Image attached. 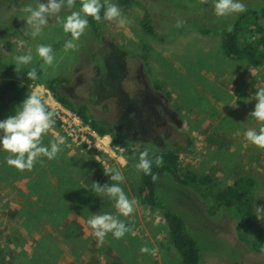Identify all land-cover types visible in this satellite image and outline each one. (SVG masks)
I'll use <instances>...</instances> for the list:
<instances>
[{
    "label": "rangeland",
    "instance_id": "rangeland-1",
    "mask_svg": "<svg viewBox=\"0 0 264 264\" xmlns=\"http://www.w3.org/2000/svg\"><path fill=\"white\" fill-rule=\"evenodd\" d=\"M111 2L119 5L130 23L119 28L104 21L102 9V22L90 18L79 49L65 53L64 43L71 37L56 16L50 17L40 35H25L27 14L22 8L36 7L37 0H0V87L10 85L5 93L0 90V121L15 115L33 91L48 104L56 101L41 81L59 77L63 82L54 91L75 105H86L84 114L108 130L97 135L80 119L75 126L69 114L76 117V113L53 103L55 108L49 109L58 115L43 144L49 145L57 136L65 138L55 159L41 157L43 165L37 162L32 170L19 171L6 163L9 153L0 146V264H181L168 241L161 212L140 202L143 192L138 189L135 165L145 149L150 155L172 150L177 171L192 172L196 183L209 189H201L203 197L198 198L169 177L162 179V201L187 216L199 238L215 235L237 251L206 253L199 264H264V253L255 250L264 248V235L255 232L260 229L264 234V218H258L255 209L264 208V149L244 136L248 129L264 127L250 116L257 87H264V61L253 67L224 55L218 32L228 28L237 13L217 17L215 0ZM242 2L254 8L264 5V0ZM79 8L65 7L57 15L63 19ZM144 18L155 36L143 30ZM178 20L184 21L181 27L176 26ZM257 22L264 35V16ZM196 25L207 27L209 33L200 32ZM40 44L52 45L56 54L58 67L48 68L47 74L36 53ZM29 53L32 64L16 71L14 57ZM33 66L39 78L22 81ZM154 84L167 96L153 89ZM143 95L153 101L151 111L141 115L133 108H138ZM62 116L67 119L61 120ZM90 156L103 169L121 171L125 179L120 187L138 202L131 216L120 215L114 201L92 190L93 183L111 186L113 182L104 171L89 181ZM246 179L253 184L245 191L244 202L251 207L255 223L234 230L236 216L225 208L214 211V195ZM103 213L119 216L131 231L121 239L109 233L101 247L87 220ZM145 245L154 254L141 253Z\"/></svg>",
    "mask_w": 264,
    "mask_h": 264
},
{
    "label": "clouds",
    "instance_id": "clouds-1",
    "mask_svg": "<svg viewBox=\"0 0 264 264\" xmlns=\"http://www.w3.org/2000/svg\"><path fill=\"white\" fill-rule=\"evenodd\" d=\"M207 2V0H203ZM74 9L76 0H47L46 3L37 0V6L28 4L22 8L26 15L27 31L25 35L35 38L40 35L44 27L49 24V19L56 16L57 22L62 25L63 31L70 34L71 39L64 43V52L77 51L79 49L78 41L89 29V19L91 17L97 22H102L101 10L103 9V20L115 22L119 28H124L130 23L127 17L122 13L119 5L112 3L111 0H81L79 10H73L66 17L61 19L59 14L63 8ZM247 10L242 0H215L214 12L217 17H227L235 13H243ZM184 21H177L176 26L181 27ZM30 29V31H29ZM229 30L231 28L229 27ZM37 55L43 60L41 70L47 74L48 68L58 67L56 54L52 45L40 44L36 47ZM16 71L22 66L32 64L34 57L32 54L17 55L14 57ZM27 77L30 80L39 78L35 66L28 72ZM254 99L257 101L254 111L250 113L257 121L264 123V87H257ZM58 102V101H57ZM58 113L50 110L47 101L43 95L33 91L17 108L16 114L0 121V146L9 153L6 157V163L19 171L32 170L37 162L44 164L41 157L48 160L55 159L62 151V145L65 144V138L57 136L49 145L43 144V138L54 127ZM245 139L260 149H264V127L259 131L248 129L244 133ZM123 151V149H121ZM153 163L157 167L163 166L164 160L160 155L150 156V150L145 149L139 154V162L135 165L138 171L151 176L153 182L158 180V176L153 174ZM106 175H110L113 182L111 186L107 183L100 186L93 183V191L106 196L109 200L115 202L117 212L124 216H131L136 209L137 201L129 199L120 184L124 181L121 171L114 167L104 169ZM258 218H264V208L255 207ZM88 226L92 229V235L97 239L98 246H103L106 236L111 233L114 238L121 239L126 233L131 231V227L126 225L119 216L111 213L93 214L87 220ZM141 253L154 254V250L146 245L141 247Z\"/></svg>",
    "mask_w": 264,
    "mask_h": 264
},
{
    "label": "trees",
    "instance_id": "trees-1",
    "mask_svg": "<svg viewBox=\"0 0 264 264\" xmlns=\"http://www.w3.org/2000/svg\"><path fill=\"white\" fill-rule=\"evenodd\" d=\"M10 1L16 2L18 0ZM128 1L129 0H118L119 3L124 4ZM80 5L81 0H76V6L80 7ZM246 7L247 10L245 12L237 13L236 18L229 26L231 30H229V27L225 28L219 31L218 35L220 37V46L224 55L228 58L242 59L248 65L256 67L264 61V35L261 34L263 30L257 22L259 17L264 16V5L259 8L250 6ZM144 16L146 17V14ZM88 18L90 21L91 17ZM142 28L147 34L156 35L150 21L147 18H144ZM197 28L202 33H209L210 31L207 27L203 26H198ZM21 80L26 82L30 81L27 77V73L22 75ZM62 82V79L59 77H54L53 79H43L41 84L52 93V96L56 99V101H58V103H60L64 108L76 113L79 119L88 124L97 135L106 134L108 130L104 125H100L96 120L92 119L90 115L84 114L86 105H75L65 94L61 95L60 93L54 91V86H56L57 89V86H59ZM9 86V84H6L0 87V90L5 93ZM151 86L153 89L163 92V89L159 85L154 84ZM163 93L167 96L165 92ZM185 142H189L187 137ZM153 155L162 156L164 163L161 167H157L155 163H153L152 172L158 176V180L155 182L152 181L151 176L145 175L142 171H139L138 189L143 192L140 202L143 206H146L151 210L157 209L161 212L167 227L168 241L178 252L181 264H199L206 253L212 252L218 254L219 252L224 251L229 252L231 249L236 251V249L232 248L230 244L225 242V245L217 240L219 238L215 235L208 234L210 237L201 235L199 238L198 233H194L191 230V226L189 224L190 222L186 220L187 218H184L187 216L162 201L161 189L164 190L162 179L166 177H169V179L177 185L191 191L198 198L203 197L201 189L205 191L209 189L207 187L201 188L196 183V178L194 179V174L192 172L186 171L181 174L177 171V156L172 150H164ZM90 169L91 172L89 174V181L99 177L104 171L103 166L93 156H90ZM246 180L241 181L237 187L229 185L225 186L214 195V211L218 208H225L226 210H231L236 216L237 222L234 230H238L245 224L252 227L255 223L251 207L246 205L244 202V193L248 190L249 186L253 184L252 180ZM205 199L208 202V196L205 197ZM205 199L204 201H206ZM255 232L258 237L264 235L260 229H256ZM202 239H204V241ZM255 250L264 253V248H260L259 246L256 247Z\"/></svg>",
    "mask_w": 264,
    "mask_h": 264
},
{
    "label": "flooded vegetation",
    "instance_id": "flooded-vegetation-1",
    "mask_svg": "<svg viewBox=\"0 0 264 264\" xmlns=\"http://www.w3.org/2000/svg\"><path fill=\"white\" fill-rule=\"evenodd\" d=\"M139 100H140V102H139ZM139 100H138V108H133L134 110L138 109V113H140L141 115L143 114L142 112L151 111V106H152L151 103L153 101L151 96L143 95V96L140 97ZM139 120H140V122L142 123L143 126L147 127V125L143 124L141 117H139Z\"/></svg>",
    "mask_w": 264,
    "mask_h": 264
},
{
    "label": "built area",
    "instance_id": "built-area-1",
    "mask_svg": "<svg viewBox=\"0 0 264 264\" xmlns=\"http://www.w3.org/2000/svg\"><path fill=\"white\" fill-rule=\"evenodd\" d=\"M49 99H50V98H49ZM53 103H55L54 106L59 107V103H58L57 101H53L52 103H49V104L47 103V105L49 106V108H51V109H54V108H55V107H53V105H52ZM68 114H69V113H68ZM69 116H71V119L75 121V122H73V125H75V126L80 125L79 117H77V116L75 117L74 115H71V114H69ZM60 119H61V120H63V119H67V117L62 116ZM86 129H87V131L89 132V134L92 135L93 132L89 131L90 128H89L88 126H86Z\"/></svg>",
    "mask_w": 264,
    "mask_h": 264
}]
</instances>
